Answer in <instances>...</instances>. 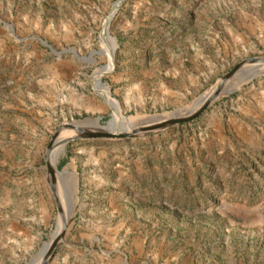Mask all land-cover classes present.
Masks as SVG:
<instances>
[{
	"label": "rangeland",
	"instance_id": "374dc122",
	"mask_svg": "<svg viewBox=\"0 0 264 264\" xmlns=\"http://www.w3.org/2000/svg\"><path fill=\"white\" fill-rule=\"evenodd\" d=\"M118 1L0 0V264L57 235L44 154L63 124L109 120L103 90L134 125L264 54V0H124L102 47ZM234 90L157 134L56 146L47 264H264V73Z\"/></svg>",
	"mask_w": 264,
	"mask_h": 264
},
{
	"label": "water",
	"instance_id": "95a60500",
	"mask_svg": "<svg viewBox=\"0 0 264 264\" xmlns=\"http://www.w3.org/2000/svg\"><path fill=\"white\" fill-rule=\"evenodd\" d=\"M124 0L118 1L114 6L112 11L110 12L109 16L107 17L105 23L109 24L111 19L113 18L116 10L121 5V3ZM104 23V24H105ZM43 44L50 48L52 52H55L50 46L46 45L44 42ZM75 54V50H72ZM264 67V54L252 58H247L235 66L231 70H229L227 73H225L210 89H214V93L210 99H207L204 104L198 108L195 111L190 110H176L174 112L168 113V114H161V115H155L150 116L146 120L139 121L136 125H130L125 122V116L120 117V112L116 110L113 106L111 107L113 113L110 115V118L108 121L105 122L104 125L100 126L97 125L95 127L88 126L84 121H76V122H69L66 124H63L62 127L56 131L54 136L51 138L45 154L44 159L45 163L47 165L48 172L50 174L51 182H52V194L57 206V210L59 214H61V192L58 187L57 182V176L55 173H61L57 169L55 172L50 168L48 165V157L51 153V151H54V148L58 144H63L65 147L66 144L73 142V141H80V140H126V139H135L140 136H150L152 134H157L162 131H165L172 127H178L183 124L190 123L194 120H196L203 111L211 104V102L220 94H222L223 88L228 85L231 80H233L238 75H249L252 70H257L258 68ZM97 81H100L99 77L97 78ZM209 89V90H210ZM208 90V91H209ZM235 90H230L226 94L229 95L233 93ZM201 97V96H200ZM199 97V98H200ZM115 114L118 121L114 120ZM100 120L96 119L95 122L98 124ZM64 132H76L74 136H69L63 140H60L61 133ZM66 228V222L63 223L61 232L52 240L51 245L48 249L44 250V246L42 249L38 252V254L35 256L33 260L28 262L27 264H33L37 262L38 257H41V263L40 264H47L49 261L51 255L54 253L57 247V243L60 240L61 235L63 234V231Z\"/></svg>",
	"mask_w": 264,
	"mask_h": 264
},
{
	"label": "bare ground",
	"instance_id": "6f19581e",
	"mask_svg": "<svg viewBox=\"0 0 264 264\" xmlns=\"http://www.w3.org/2000/svg\"><path fill=\"white\" fill-rule=\"evenodd\" d=\"M108 25L109 24H104V26H103V29H102V32H101V37H102V41H101V45H102V47H105L106 45H108L110 42H111V40H110V38H109V36H108ZM262 73H264V67L263 68H258L257 70H252L251 72H250V74L249 75H238L237 77H235L234 79H233V81H231L228 85H226L224 88H223V91H230V90H234V89H237L239 86H241V85H243L245 82H248V80H250V79H253L254 77H256L257 75H259V74H262ZM99 88H102L101 86L99 87ZM214 89L215 88H213V89H210V91L208 92V93H206L205 95H203L201 98H199V99H197L194 103H192L189 107H185V108H183V109H180V110H192V111H195V110H197L198 108H200L203 104H204V102L207 100V99H210L211 97H212V95H213V93H214ZM103 92H104V94H105V97H104V100L106 101V102H108L110 105H112L113 107H116V105L115 104H117L115 101H113L110 97H109V95H108V92L106 91V90H103ZM116 109V108H115ZM117 110V109H116ZM180 110H178V111H180ZM120 117H122V116H120ZM149 118V117H148ZM148 118H145V119H143V120H146V119H148ZM114 120H116V121H118L119 119L117 118V116H116V114H115V117H114ZM142 120V119H141ZM141 120H135L134 122H132V123H135L134 125H136L139 121H141ZM125 122L127 123V124H130L131 125V123H130V120L129 119H126L125 118ZM86 123V122H85ZM88 124V123H87ZM90 124V123H89ZM93 124V123H92ZM133 125V124H132ZM76 134V132H66V133H64V132H62L61 133V135H60V140H63V139H65V138H67V137H69V136H74ZM57 146H59L60 147V149H63V144H58ZM48 165L50 166V168L53 170V168H52V166H51V164H50V161H49V157H48ZM54 171V170H53ZM55 172V171H54ZM56 175H58L59 177H63L64 175H66L64 172H61L60 174L59 173H55ZM52 187V186H51ZM63 217H64V212H63V209L61 208V214H59V217H58V221H60V229L58 230V232H57V235L61 232V229H62V226H63V223L65 222V220H63ZM59 223V222H58ZM56 235V236H57ZM55 236V237H56ZM51 244L49 243V244H47L45 247H44V250L45 249H48L49 248V246H50ZM38 261H37V263L39 264V262H40V260H42V258L41 257H38V259H37Z\"/></svg>",
	"mask_w": 264,
	"mask_h": 264
}]
</instances>
